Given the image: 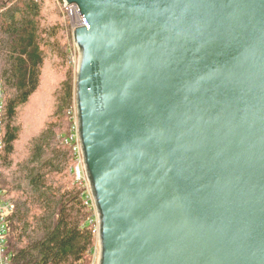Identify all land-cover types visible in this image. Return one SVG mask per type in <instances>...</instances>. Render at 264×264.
Instances as JSON below:
<instances>
[{"label": "water", "instance_id": "1", "mask_svg": "<svg viewBox=\"0 0 264 264\" xmlns=\"http://www.w3.org/2000/svg\"><path fill=\"white\" fill-rule=\"evenodd\" d=\"M63 2L97 264H264V0Z\"/></svg>", "mask_w": 264, "mask_h": 264}, {"label": "trees", "instance_id": "2", "mask_svg": "<svg viewBox=\"0 0 264 264\" xmlns=\"http://www.w3.org/2000/svg\"><path fill=\"white\" fill-rule=\"evenodd\" d=\"M57 10L47 0H0V197L14 207L7 218L8 264H91L98 243L94 208L72 173L68 113L76 76L68 63L70 26ZM34 102L50 112L21 150L20 116Z\"/></svg>", "mask_w": 264, "mask_h": 264}, {"label": "built area", "instance_id": "3", "mask_svg": "<svg viewBox=\"0 0 264 264\" xmlns=\"http://www.w3.org/2000/svg\"><path fill=\"white\" fill-rule=\"evenodd\" d=\"M63 13L70 19L71 23V33L74 40V45L76 47L75 38H74V30L78 27H86L89 28L86 20L81 15V11L78 5L71 4V5H65L63 2ZM78 51V50H77ZM73 127V131L70 137L71 144L73 146V151L75 155V166L72 169V173L74 174V178H76V181L80 182L81 185H83L86 188V199L87 203L94 208L95 216L96 214V208L93 201V196L90 191V184L85 172L84 168V162H83V155L82 150L79 142V128H78V118H77V112H76V120ZM1 131V128H0ZM1 133V132H0ZM1 147V143H0ZM14 207L12 203L6 202L2 197H0V264H8V258L6 257V246H7V218L10 215V213L13 211ZM98 218V217H97ZM96 218V222L98 221ZM97 229H98V223H97ZM95 255V259L92 261L91 264H97L98 261V243L97 247L95 249V252L93 253Z\"/></svg>", "mask_w": 264, "mask_h": 264}, {"label": "rangeland", "instance_id": "4", "mask_svg": "<svg viewBox=\"0 0 264 264\" xmlns=\"http://www.w3.org/2000/svg\"><path fill=\"white\" fill-rule=\"evenodd\" d=\"M47 5H49L50 9H52V10H56V9L59 10V12L61 13V15L63 17L62 18L63 21L65 22V24L70 26V31H71L70 19L66 15H64L65 13H63L62 0H47ZM66 36H67L66 42L68 43V54H69V62L68 63H69V66L72 68L74 75L76 76L78 56H79L78 51L75 48L72 33L69 34V36L68 35H66ZM49 65H51V62L49 63V61H48L47 65H46V69H47L46 71L49 70ZM53 72L54 71L49 72V75L47 76L46 81L48 83H50L52 81L51 79L54 77ZM57 75L58 74L56 72L55 77H57ZM3 103H4L3 92H2L1 86H0V109L3 106ZM75 109H76V102L73 104L71 109H69L70 112L68 113L69 119L73 123L72 124V131H73L74 124L76 122L75 121L76 120V110ZM49 112H50V107H49V105H47L44 102H36V103L34 102V103H32L31 107L28 106L27 108L25 107V109H23L21 116H20V119H21V121H25L24 122L25 132H24V135L22 138L23 142L20 144L19 149L22 150L24 148L23 146H25L28 138H30L33 135V133L38 130L39 126L43 122V119H45L47 117ZM95 258H96L95 255H92V258H91L92 261Z\"/></svg>", "mask_w": 264, "mask_h": 264}]
</instances>
